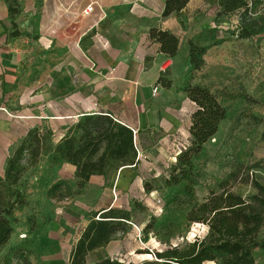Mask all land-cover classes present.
Here are the masks:
<instances>
[{
	"label": "crops",
	"instance_id": "0c3cea01",
	"mask_svg": "<svg viewBox=\"0 0 264 264\" xmlns=\"http://www.w3.org/2000/svg\"><path fill=\"white\" fill-rule=\"evenodd\" d=\"M23 1L26 0H20ZM29 1L25 4L27 8L40 6L41 41L55 40L57 47L66 52L63 63L50 78L25 84L20 78L23 59L17 44L20 35L10 38L7 8L0 0V179L10 151L29 131H48L55 144L84 116L109 115L136 132L135 145L140 154L134 167L122 168L105 177H91L79 196L54 203V220L37 237L39 258H30V263L69 264L70 253L88 224V215L102 209H122L110 190L117 189L120 194L121 190L139 185L145 172L156 170L152 154L163 156L167 151L163 148L169 149L165 139L159 141L164 134L169 137L179 125L171 110L175 108L174 100L176 97L188 100L177 90L163 88L158 80L175 81L188 70L187 43L183 40L181 23L195 0L167 19L161 18L164 0H38L36 4ZM92 1L96 2L93 12L82 17L83 9ZM16 24L21 27L20 16ZM152 27L179 38L180 50L174 58L158 53V46L149 41L147 33ZM33 29L37 36L39 26L35 24ZM146 57L152 58L148 69L144 68ZM192 112L190 108L184 120L187 135ZM178 145L181 149L176 155L188 145L187 137ZM74 173L75 167L71 165L47 170L42 163L28 171L24 180L43 192L50 182H73ZM29 191L27 200L31 207ZM30 213L28 209L21 215L22 222ZM16 234L24 235L25 228L16 229L11 244L16 242ZM114 241L90 252L85 264L117 259L118 246Z\"/></svg>",
	"mask_w": 264,
	"mask_h": 264
},
{
	"label": "trees",
	"instance_id": "16d2710c",
	"mask_svg": "<svg viewBox=\"0 0 264 264\" xmlns=\"http://www.w3.org/2000/svg\"><path fill=\"white\" fill-rule=\"evenodd\" d=\"M190 1L164 0L161 18L179 14ZM3 2L10 24L9 36L18 37L16 21L22 12V3L20 0ZM263 4L264 0H216V13L237 17V38L247 40L264 34V24H259L255 18ZM147 35L149 41L158 46V53L170 59L179 53L180 40L170 32L152 27ZM186 43L187 72L175 81L158 80L163 88L182 93L195 107L190 115L189 143L176 155L164 181L171 203L179 202L183 206L175 216L160 220L149 217L143 233H153L165 248L146 253L153 260L140 264H264V185L246 174L240 181L254 192L246 197L234 192L232 186L238 181L239 168L237 173H231L210 190L202 202L196 199V188L209 161L206 145L215 137L219 126L234 117L235 110L229 104V95L219 98L207 87L192 84L194 73L205 66L209 46L200 44L196 37ZM151 62L152 58L146 57L144 68L148 69ZM137 162L133 132L109 115L82 117L55 144L50 132L29 131L10 151L0 179V264H31L30 258L38 260L37 237L53 222L54 203L79 196L91 177H105L122 168L134 167ZM42 163L47 170L58 165H71L75 167L74 179L73 182H50L44 189L43 202L30 207L27 191H23L24 177ZM144 190L150 193L152 188L145 184ZM28 209L31 213L22 222L21 215ZM176 218L182 223L178 224ZM130 221L131 213L124 209L90 213L88 224L70 253L69 264H85L90 252L105 248L118 235H126ZM182 224L184 230H179ZM192 224L206 228L203 237L195 238L183 247L171 246L170 240L186 232ZM21 226L25 228V234H16V242L11 244L16 229ZM96 264L125 263L108 258Z\"/></svg>",
	"mask_w": 264,
	"mask_h": 264
},
{
	"label": "rangeland",
	"instance_id": "374dc122",
	"mask_svg": "<svg viewBox=\"0 0 264 264\" xmlns=\"http://www.w3.org/2000/svg\"><path fill=\"white\" fill-rule=\"evenodd\" d=\"M29 2H22V24L21 27L17 25L18 30L21 29L17 44L23 52L20 78L25 84L50 78L63 63L62 56L66 52L65 49L57 47L55 40H51V43L41 41L43 34L40 30V6L27 8L25 4ZM32 2L36 4L38 0ZM191 4L190 12L182 18L183 40L187 41V36L188 39L196 37L199 38L200 44L209 46L205 55V66L201 71L194 73L192 84L207 87L219 98L229 95V104L235 110L234 117L223 122L215 137L206 145L209 161L196 188V199L202 202L210 190H214L216 185L231 173H237L239 168L241 172L238 181L232 187L234 192L246 197L254 192L248 184L240 181L246 178V174L249 178L255 177L264 185V34L240 40L237 38L238 18L218 16L215 0H195ZM255 18L259 24H264V13L257 12ZM35 24L39 26L37 36L33 29ZM174 101L175 108L171 110L174 111L179 125L167 135L169 137L165 134L161 136L159 142L165 139L169 149L163 148L164 151L167 150L163 156L152 154L156 170L145 172L139 185L130 187L128 191L121 190L118 194L115 189L116 205L131 213L128 233L116 237L113 242L118 246L116 258L125 264H140L153 260L150 255L147 258L146 253L161 251L165 247L153 233H143L149 217L154 216L160 220L175 216L183 206L179 202L171 203V197L164 188V181L174 164L173 159L178 149H181L178 144L186 140V137L189 143L184 120L188 110L192 108L194 111L195 107L183 97H176ZM156 150L158 151V148ZM247 168H250L249 172ZM29 182H25L23 191H29ZM145 184L152 188L150 193L144 190ZM31 188L32 193L29 191L28 196L32 206L43 202L44 190L40 191L41 189L33 184ZM102 190L105 191V187H102ZM176 222L182 223L178 218ZM180 226L179 230H184V224ZM205 231L204 226L192 224L179 237L171 239L170 245L183 247L195 238L203 237Z\"/></svg>",
	"mask_w": 264,
	"mask_h": 264
},
{
	"label": "built area",
	"instance_id": "2783aa9c",
	"mask_svg": "<svg viewBox=\"0 0 264 264\" xmlns=\"http://www.w3.org/2000/svg\"><path fill=\"white\" fill-rule=\"evenodd\" d=\"M96 7V2H94V1H92V2H90V3H88L87 5H86V7L83 9V11H82V17H87V16H89L92 12H93V10H94V8ZM261 12H263L264 13V4L262 5V7H261V10H260ZM155 89L153 90V93H155ZM4 111V110H3ZM5 112V111H4ZM133 136H134V142L136 141V139H137V137H136V132H133ZM184 148V147H183ZM137 152H138V150H137ZM139 156H140V154H138V158H139ZM111 193H112V195H113V197L114 198H116V190L115 189H112L111 190ZM23 237V236H22Z\"/></svg>",
	"mask_w": 264,
	"mask_h": 264
},
{
	"label": "bare ground",
	"instance_id": "6f19581e",
	"mask_svg": "<svg viewBox=\"0 0 264 264\" xmlns=\"http://www.w3.org/2000/svg\"><path fill=\"white\" fill-rule=\"evenodd\" d=\"M147 258L150 257L149 255H145Z\"/></svg>",
	"mask_w": 264,
	"mask_h": 264
}]
</instances>
